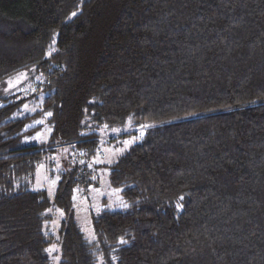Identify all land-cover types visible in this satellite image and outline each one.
Segmentation results:
<instances>
[{"label": "trees", "instance_id": "trees-1", "mask_svg": "<svg viewBox=\"0 0 264 264\" xmlns=\"http://www.w3.org/2000/svg\"><path fill=\"white\" fill-rule=\"evenodd\" d=\"M28 69L51 131L27 144L32 92L0 94V264H51L53 244L57 264H264V0H0V84ZM123 126L142 132L109 166L122 206L89 241L73 190ZM63 146L51 198L35 172Z\"/></svg>", "mask_w": 264, "mask_h": 264}, {"label": "rangeland", "instance_id": "rangeland-1", "mask_svg": "<svg viewBox=\"0 0 264 264\" xmlns=\"http://www.w3.org/2000/svg\"><path fill=\"white\" fill-rule=\"evenodd\" d=\"M54 41L51 42L48 52L54 51ZM21 74H26L24 78ZM40 81L32 69L24 70L0 84V94H16L18 96H27L32 92L33 96L20 108L21 114H35L26 123L24 129H30L38 126V130L28 136L24 141L27 144H38L46 142L50 136V128L46 122L47 115L38 113L41 109L40 102L42 95L37 94L33 88ZM36 93V94H35ZM27 105V107H25ZM142 129L134 130L128 126L105 128L103 127L99 134V147L95 156L88 162V169L91 172L92 183L87 190H82L78 186L75 187L72 194V206L74 210L75 220L81 227L85 237L92 241L94 233L92 229V215H96L104 208L117 209L120 204L118 191L111 188L108 184L109 166L116 160L118 156L123 154L131 144L140 140ZM77 154L75 150H71L70 146L56 148L53 153L44 157L35 172V180L33 189H44L50 197H53L55 183L59 178V173L65 171L75 162ZM53 220L49 224V233L54 237L57 236L60 212L56 210L50 211ZM49 249L54 251L49 252ZM51 264H57L58 247L56 244L47 248Z\"/></svg>", "mask_w": 264, "mask_h": 264}, {"label": "snow or ice", "instance_id": "snow-or-ice-1", "mask_svg": "<svg viewBox=\"0 0 264 264\" xmlns=\"http://www.w3.org/2000/svg\"><path fill=\"white\" fill-rule=\"evenodd\" d=\"M73 15H75V13H73ZM22 76H24V78H27L26 77V74H21ZM25 107H27V105H25ZM48 115H51V113H48ZM143 127H149L148 125H144ZM181 199H183V197H181ZM127 205H125V207H126ZM122 243H123V241H121ZM49 252H51V251H54V249H49L48 250Z\"/></svg>", "mask_w": 264, "mask_h": 264}]
</instances>
